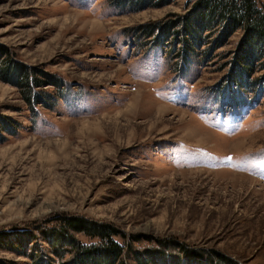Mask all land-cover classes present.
Here are the masks:
<instances>
[{"label":"rangeland","instance_id":"rangeland-1","mask_svg":"<svg viewBox=\"0 0 264 264\" xmlns=\"http://www.w3.org/2000/svg\"><path fill=\"white\" fill-rule=\"evenodd\" d=\"M196 1L0 0V264H264L261 40Z\"/></svg>","mask_w":264,"mask_h":264},{"label":"trees","instance_id":"trees-1","mask_svg":"<svg viewBox=\"0 0 264 264\" xmlns=\"http://www.w3.org/2000/svg\"><path fill=\"white\" fill-rule=\"evenodd\" d=\"M193 9L194 11H197L199 9L201 11L208 12L209 15L212 16L210 24L207 25L208 27L205 26L206 30L204 31L206 32L212 29L211 23L213 27H215L214 24L218 25L220 22H223L225 16H229L230 19L228 18V20L234 21V23L236 24L235 27H240L243 32H245L246 29L248 31V29L252 28V31L261 40V42L259 43V45L262 44L261 48L255 54L251 52L253 54L252 55L248 51H246L245 42H242L240 44L241 47L239 46V50L237 51L236 57L234 58L235 68L237 67L236 70H241V73H237V71L235 70L236 72H230V74L228 73L227 75L229 81L237 83L239 79L249 78L250 73L253 71V68H255L254 65L264 60V11L262 10L263 8L259 6L257 0H197L191 10ZM213 21L215 23H213ZM203 28H199L195 36L187 34L189 36V42L191 44L193 43V45L196 47L203 46ZM225 35L227 36V34ZM225 35L224 37H222V41L223 39H225ZM222 43L214 46L219 48L222 46ZM213 49L215 48L213 47ZM184 54L186 55L185 59L189 60L191 51L189 53L185 52ZM25 74L26 73H22V77L26 76ZM31 79L32 82L38 83L37 80L33 81V78H31V76H29V80L28 77L21 79V81H24V88H26L27 94H29L30 97L31 90L29 84L31 83ZM26 99L28 100V97ZM66 219L67 220L64 219V221L67 222L68 225L73 226L77 233H83V235H85L86 237H95L94 239L97 240V243H92L91 246L88 247H78L74 243V252L77 254L78 258H85L87 256H101L104 258V260H113L115 257L120 255L118 252L120 251V249L112 240V236H117L114 230L107 226H104L103 224H96L95 222H91L83 218ZM68 219L70 220L68 221ZM120 264H124L123 261H121Z\"/></svg>","mask_w":264,"mask_h":264}]
</instances>
